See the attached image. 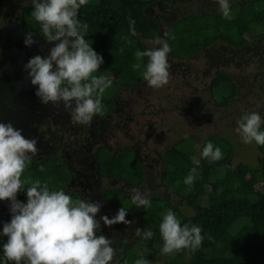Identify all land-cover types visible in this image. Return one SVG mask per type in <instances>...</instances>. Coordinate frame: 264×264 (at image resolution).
<instances>
[{
	"label": "trees",
	"instance_id": "trees-1",
	"mask_svg": "<svg viewBox=\"0 0 264 264\" xmlns=\"http://www.w3.org/2000/svg\"><path fill=\"white\" fill-rule=\"evenodd\" d=\"M172 1L87 0L79 8V19L88 25L85 39L92 41L91 46L104 59L96 75H105L112 80L102 96L103 109L96 117L104 118L110 114L117 90L130 89L134 84L144 82L143 68L136 69L133 65L140 63L143 66L147 57L138 60L135 52L146 49L144 38L153 40L160 31L158 19L148 15L146 9L155 3L166 8ZM177 1L190 3L194 0ZM2 5L3 0H0V18ZM32 7L31 4L21 9L22 32H27L28 25L33 37L43 38L38 33V22L31 16ZM230 10L231 19L224 18L220 10L175 17L164 37L171 47L169 54L177 60L187 61L195 58L204 47L219 43L224 47L241 49L251 45L253 39L264 36V0H236L230 3ZM128 17L135 20L138 33L135 37L129 34ZM126 36L132 43L124 39ZM209 91L216 106L227 107L238 92V82L229 73H216L210 80ZM208 140L221 148L223 157L220 160L201 158L200 152ZM196 145L193 135L178 138L163 151L159 171L161 185L184 200L186 207L194 209L191 214H184L162 195H150L151 206L143 209L135 208L131 196L120 188L103 190L102 200L109 211L115 215L124 206L128 208L126 219L130 220L137 214L146 228L154 233L147 240L137 236L129 243L119 241L122 254L117 264H134L139 258L147 259L148 264H154L153 261L160 264H264V190L255 186L257 183L264 185V145H258L259 166L252 167L242 162L230 165L232 143L223 135L209 134L198 149L197 159L201 163L196 179L189 186L184 183V178L194 166L192 157L196 154ZM94 159L101 176L118 179L136 188L143 186L146 180L139 154L130 146L110 149L98 145ZM71 177L69 167L59 156L46 154L39 159L32 158L21 179L28 183L40 179L50 189L63 188L74 199L82 198L67 189ZM16 198L26 202L24 192L18 191ZM170 208L181 223L191 222L202 228L205 238L196 251L183 248L171 254L162 252L159 224ZM118 224L124 225L122 222ZM5 240L6 237H0V243Z\"/></svg>",
	"mask_w": 264,
	"mask_h": 264
},
{
	"label": "rangeland",
	"instance_id": "rangeland-1",
	"mask_svg": "<svg viewBox=\"0 0 264 264\" xmlns=\"http://www.w3.org/2000/svg\"><path fill=\"white\" fill-rule=\"evenodd\" d=\"M233 1L236 0H230V3ZM26 5H31V0H3L0 18V24H4L0 27V122H11L22 130L26 138H36L38 152L33 159L44 154L59 156L72 175L67 189L75 191L83 199L101 203L97 219L102 215L109 218L114 215L102 200V192L106 188H120L130 196L133 188L149 195H162L184 214L194 212L159 181L163 151L182 136L193 135L200 145L209 134L223 135L233 145L230 165L241 162L252 167L260 165L258 145L242 142L236 122L245 112L255 111L264 117V36L253 39L251 45L241 49L224 47L219 43L204 47L195 58L187 61L177 60L169 54L166 85L154 88L144 81L130 89H119L107 117L94 115L89 124H79L70 118V110H66L63 104H42L35 95L36 86L30 83L24 64L33 55H47L52 44L43 38L33 37L35 43L24 45L25 34L20 18L21 9ZM204 10H219L217 0H195L188 4L174 1L166 10L151 4L146 13L159 19V37L164 40V33L175 17ZM26 29L30 31L28 25ZM151 41L144 38L146 48L158 47ZM220 72L229 73L238 82V92L227 107L216 106L209 91L211 78ZM98 145L110 149L118 146L135 149L146 172L143 186L136 188L118 179L99 175L94 159ZM197 153L198 148L194 155L196 158ZM255 186L264 190L260 183ZM1 209L4 212L3 225L10 220L8 200L4 201ZM130 220L134 223L107 226L101 221L97 234L111 238L115 249L111 264H117L122 254L119 241L132 242L137 237L135 229L146 228L137 214Z\"/></svg>",
	"mask_w": 264,
	"mask_h": 264
},
{
	"label": "clouds",
	"instance_id": "clouds-1",
	"mask_svg": "<svg viewBox=\"0 0 264 264\" xmlns=\"http://www.w3.org/2000/svg\"><path fill=\"white\" fill-rule=\"evenodd\" d=\"M217 2L222 16L231 19L230 0ZM86 3L87 0H31V16L39 24L38 33L52 46L47 55H33L24 64L39 101L54 106L63 104L70 110V118L79 124H89L102 111L103 93L112 84L108 76L96 75L104 59L91 46L92 41L85 39L88 25L79 19L78 10ZM128 24L130 36H137L135 20L128 17ZM33 35L32 31L25 33V46L35 43ZM124 39L132 43L128 36ZM151 43L158 47L136 50V58L147 57V61L143 66L134 64L133 68L142 67L143 80L160 88L168 83L171 47L159 36ZM236 123L243 143L264 145V117L258 112H245ZM37 152L36 138H26L11 122H0V201L8 200L10 212V220L0 227V237H6L0 243V264H111L115 256L112 240L97 233L101 221L106 226L134 223L125 218L128 208L122 206L111 218L102 215L97 219L100 202L74 199L63 188L50 189L40 179L31 183L22 180V173ZM200 156L217 161L223 152L208 140ZM200 163V159L192 157L194 166L184 178L186 185L193 184ZM18 191L24 192L26 202L16 198ZM131 193L135 208L151 206L149 194L135 188ZM159 233L165 254L183 248L196 251L205 238L199 225L181 223L171 208L162 217ZM135 234L146 240L154 235L151 229L139 227ZM134 264H148V260L139 258Z\"/></svg>",
	"mask_w": 264,
	"mask_h": 264
},
{
	"label": "flooded vegetation",
	"instance_id": "flooded-vegetation-1",
	"mask_svg": "<svg viewBox=\"0 0 264 264\" xmlns=\"http://www.w3.org/2000/svg\"><path fill=\"white\" fill-rule=\"evenodd\" d=\"M174 1H177V0H173L172 2H174ZM172 2H170L169 3V5L172 3ZM178 2V1H177ZM192 2H195V0L194 1H192ZM192 2H190V3H192ZM179 3H181V2H179ZM186 4H188V3H186ZM153 5H159L158 3H155V4H153ZM169 5H168V7H169ZM160 6V5H159ZM161 7V6H160ZM168 7H166V8H162L163 10H166ZM156 17V16H155ZM157 18V17H156ZM21 19V18H20ZM158 19V18H157ZM158 21H159V19H158ZM20 23H21V21H20ZM159 23H160V21H159ZM171 24V23H170ZM160 25H161V23H160ZM169 27V26H168ZM166 31H167V29H166ZM166 31H165V33H164V37H165V35H166ZM39 37V36H38ZM41 38V37H40ZM44 39V38H43ZM204 49V48H203ZM202 49V50H203ZM201 50V51H202ZM200 51V52H201ZM0 68H1V66H0ZM1 72H2V69L0 70V75H1ZM107 117V116H106ZM105 118V117H104ZM119 147V146H118ZM44 155H46V154H44ZM44 155H42V156H44ZM4 201H7V199H5V200H3V201H0V227H2L3 225H2V223H1V221L4 219V216H3V214H4V212L2 211V209H1V205H3V203H4Z\"/></svg>",
	"mask_w": 264,
	"mask_h": 264
},
{
	"label": "crops",
	"instance_id": "crops-1",
	"mask_svg": "<svg viewBox=\"0 0 264 264\" xmlns=\"http://www.w3.org/2000/svg\"><path fill=\"white\" fill-rule=\"evenodd\" d=\"M4 238V237H3Z\"/></svg>",
	"mask_w": 264,
	"mask_h": 264
}]
</instances>
